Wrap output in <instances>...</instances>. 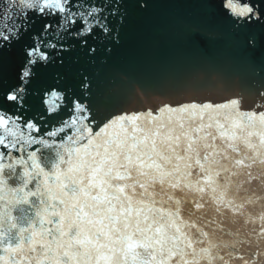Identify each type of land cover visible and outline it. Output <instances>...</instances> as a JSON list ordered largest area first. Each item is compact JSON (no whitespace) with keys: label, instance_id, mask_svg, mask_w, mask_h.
<instances>
[{"label":"snow or ice","instance_id":"6c2138e0","mask_svg":"<svg viewBox=\"0 0 264 264\" xmlns=\"http://www.w3.org/2000/svg\"><path fill=\"white\" fill-rule=\"evenodd\" d=\"M211 7L237 28L264 24V0H211ZM119 8L92 0H0V57L16 49L22 57L17 82L5 92L15 111L0 108V264H264V195L239 204L230 197L234 187L264 186V111H240L233 99L177 102L156 115H101L74 92L65 104L67 90L55 89L43 100L54 114L51 127L41 124L45 116L21 111L37 69L54 63L76 38L85 44L89 36L111 38ZM38 19L44 23L36 31ZM43 149L54 154L44 157L50 167ZM206 189L217 211L261 202L260 250L240 253L252 241L233 233L237 238L214 241L181 216L183 199L203 200Z\"/></svg>","mask_w":264,"mask_h":264},{"label":"water","instance_id":"95a60500","mask_svg":"<svg viewBox=\"0 0 264 264\" xmlns=\"http://www.w3.org/2000/svg\"><path fill=\"white\" fill-rule=\"evenodd\" d=\"M92 2L120 5L114 19L115 31L111 38L108 34L100 38L89 36L86 44L76 38L71 47L65 45L67 50L54 63L37 69L30 97L21 110L26 118L39 119L43 115L41 124L52 126L50 118L54 114L47 113L43 100L44 94L53 89L67 90L65 104L67 92H74L75 99L101 115L149 111L156 115L160 107L176 106L177 102L227 103L233 99L238 101L240 111H264V24L253 22L246 28L234 27L214 15L211 0ZM43 23L36 21V31ZM92 48L96 51H91ZM21 60L19 49L0 57V66L4 69L0 73L3 81L0 108L9 113L15 111V105L5 100V92L16 84V70ZM87 115L90 117L91 113ZM13 155L19 156V153ZM49 155L55 158L49 150H42L46 167L50 164L44 157ZM16 171L19 175L22 168L17 167ZM253 171L255 174L256 170ZM10 183L15 186L18 180L13 178ZM258 185L259 181H253L239 191L234 187L230 197L237 204L248 197L255 199ZM251 205L246 204L240 211L257 217L260 213L254 208L262 210L261 202ZM183 207H180L182 217L190 216ZM192 212L198 210L192 209ZM238 229L246 232L244 227ZM226 231L235 233L230 227ZM253 232L246 233L253 236ZM221 238L223 235L217 234V239Z\"/></svg>","mask_w":264,"mask_h":264},{"label":"flooded vegetation","instance_id":"af4514ba","mask_svg":"<svg viewBox=\"0 0 264 264\" xmlns=\"http://www.w3.org/2000/svg\"><path fill=\"white\" fill-rule=\"evenodd\" d=\"M196 215L200 216L201 214L197 213ZM207 218L210 219L211 221H214V223H215L214 225H211V227H216L217 224H222L225 226L230 225V226L235 227V228L236 227L239 228L241 226V227H244L246 232H250V231L253 232V229H252L253 226L256 227L258 231L260 229V226H258L257 224L253 225V222L249 223L247 221L242 220L241 222L234 223L233 220H231V218H229V216H227L225 214H218L217 215L216 213H210V214L208 213ZM203 222H205L207 224L206 221H203ZM209 229L214 231L216 228H209ZM246 232L239 233V236L242 237V239H244L242 241H248V240L252 241L251 246H249L247 243H242V247H241V250H239V252L243 253L245 255H247V253H249V250H251L252 252L260 250L256 246V233L257 232H253V234H254L253 236H249ZM261 248H264V243L261 244ZM232 264H242V262L240 260H234L232 262Z\"/></svg>","mask_w":264,"mask_h":264}]
</instances>
